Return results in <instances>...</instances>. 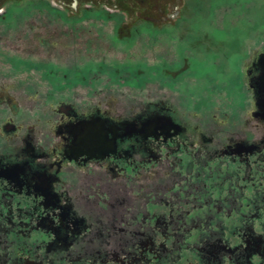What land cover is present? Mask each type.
<instances>
[{
	"label": "flooded vegetation",
	"instance_id": "af4514ba",
	"mask_svg": "<svg viewBox=\"0 0 264 264\" xmlns=\"http://www.w3.org/2000/svg\"><path fill=\"white\" fill-rule=\"evenodd\" d=\"M4 59L0 264H264V46L218 103L41 102Z\"/></svg>",
	"mask_w": 264,
	"mask_h": 264
},
{
	"label": "rangeland",
	"instance_id": "374dc122",
	"mask_svg": "<svg viewBox=\"0 0 264 264\" xmlns=\"http://www.w3.org/2000/svg\"><path fill=\"white\" fill-rule=\"evenodd\" d=\"M0 11L4 81L34 78L41 102L218 103L237 88V60L264 46V0H0Z\"/></svg>",
	"mask_w": 264,
	"mask_h": 264
}]
</instances>
